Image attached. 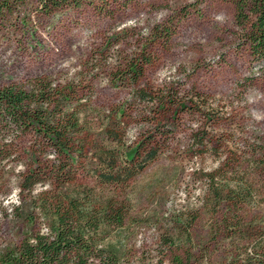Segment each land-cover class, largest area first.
<instances>
[{"label": "rangeland", "instance_id": "obj_1", "mask_svg": "<svg viewBox=\"0 0 264 264\" xmlns=\"http://www.w3.org/2000/svg\"><path fill=\"white\" fill-rule=\"evenodd\" d=\"M235 12L230 0H0V87L42 76L55 84L82 83L88 126L100 144L104 115L119 110L124 144L159 142L158 155L120 186L97 181L92 158L78 165L80 182L92 185L102 199L116 196L127 211L122 227L108 226L102 236L121 264H179L190 249V264H221L227 257L228 239L213 241L214 250L205 252L218 213L204 208L208 189L199 172L219 160L209 148L196 146L193 135L202 131L206 142L221 144L223 156L264 150L263 62L242 43ZM133 59L143 65L134 85L124 73ZM137 86L155 91L157 99L133 97ZM169 94L178 102L160 106ZM195 100L203 112H213L210 117L192 109ZM30 139L29 133L23 136L20 154L0 168V251L17 246L31 231L22 219L28 207L21 203L29 193L20 195L18 181L29 164ZM263 182L256 183L260 191ZM47 186L39 184L31 194ZM256 201L257 221L264 226V193ZM16 205L21 208L15 212ZM35 214L33 228L47 232L46 217L38 209ZM196 217L191 234L176 224Z\"/></svg>", "mask_w": 264, "mask_h": 264}, {"label": "trees", "instance_id": "obj_2", "mask_svg": "<svg viewBox=\"0 0 264 264\" xmlns=\"http://www.w3.org/2000/svg\"><path fill=\"white\" fill-rule=\"evenodd\" d=\"M230 1L236 8L235 21L241 26L242 43L254 59L263 62L264 71V0ZM165 32L170 34V30ZM142 72L140 60L133 59L124 73L134 85ZM83 88L82 83L55 84L46 76L27 84L0 87V168L20 154L19 141L23 136L29 133L31 138L25 148L30 154L28 167L18 174L20 195L29 193L21 203L28 207L22 219L31 231L17 246L0 251V264H121L118 251L104 244L102 236L108 226L121 228L127 211L116 196L102 199L92 185L80 182L78 167L83 159L92 158L97 181L120 186L158 155L159 142L151 139L133 146L124 144L125 121L120 117L124 111L119 110L104 115L106 123L98 134L103 140L100 144L98 138L92 137L91 125L88 126L91 120L82 101ZM132 93L148 103L157 99L155 91L145 86L135 87ZM168 102L178 101L169 94L159 103L165 106ZM179 102L178 106L186 107L185 102ZM202 105L195 100L192 109L210 117L213 112H203ZM205 138L197 130L193 142L209 148L219 160L213 169L199 172L204 188L208 189L204 208L218 213L209 231L214 237L205 252L210 254L214 250L212 243L228 239L231 248L223 251L228 254L221 264H264V226L258 224L261 212L256 205V198L264 193L256 184L259 178L264 180V150L243 149L223 156L218 152L221 144L212 139L206 142ZM48 153L54 159L44 160ZM39 184L48 186L32 195ZM20 208L16 205L13 210ZM37 209L47 219V232L33 228ZM196 219L176 224L184 225L191 234ZM170 244L174 246L172 241ZM186 254L185 261L179 259V264L192 262V249Z\"/></svg>", "mask_w": 264, "mask_h": 264}]
</instances>
